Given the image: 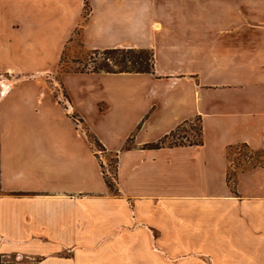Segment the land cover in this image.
Listing matches in <instances>:
<instances>
[{
	"label": "crops",
	"instance_id": "0c3cea01",
	"mask_svg": "<svg viewBox=\"0 0 264 264\" xmlns=\"http://www.w3.org/2000/svg\"><path fill=\"white\" fill-rule=\"evenodd\" d=\"M113 48L153 51L151 72L98 73L149 86L124 95L137 114L120 143L100 139L115 191L70 100L80 143L30 147L2 130L14 52ZM4 73L0 264H264V166L227 178L230 148L264 150V0H0ZM195 118L201 142L163 143Z\"/></svg>",
	"mask_w": 264,
	"mask_h": 264
},
{
	"label": "rangeland",
	"instance_id": "374dc122",
	"mask_svg": "<svg viewBox=\"0 0 264 264\" xmlns=\"http://www.w3.org/2000/svg\"><path fill=\"white\" fill-rule=\"evenodd\" d=\"M9 59L10 66L17 68L21 77L6 91L4 105L7 104L8 111L2 129L4 135L30 147L37 146L41 141L80 143L75 127L82 117L70 109L67 99L70 100L75 108L86 113L91 128L86 139L95 145L101 173L115 191L117 158L114 154L103 158L104 147L100 139L102 137L112 145L120 143V138L132 125L131 118L137 114L135 99L125 98L124 95L143 94L149 86L141 85L143 82L134 77L101 76L98 73H106L108 69L127 72L121 70L151 66L152 51L147 48H124L116 53H105L104 50L79 52L74 56L71 52L62 55L55 51L32 49L14 52ZM42 74L47 75V83L40 79ZM9 79L13 81L9 73L0 75V96L6 93L3 91L4 83H8ZM120 94L124 96L122 103L115 100ZM200 133L201 123L199 118H195L180 125L169 139L162 141L168 144L197 143L201 139ZM130 144L131 141H128L125 146ZM228 154L231 165L227 178L233 188L238 173L264 166V150H253L245 144H238L230 148Z\"/></svg>",
	"mask_w": 264,
	"mask_h": 264
},
{
	"label": "trees",
	"instance_id": "16d2710c",
	"mask_svg": "<svg viewBox=\"0 0 264 264\" xmlns=\"http://www.w3.org/2000/svg\"><path fill=\"white\" fill-rule=\"evenodd\" d=\"M148 49V48H147ZM124 50V48H113V49H107L105 50V53H116V52H119V51H122ZM151 50V49H150ZM152 51V50H151ZM152 55H153V51H152ZM123 63V62H121ZM123 68H126V67H123ZM153 69V64L151 66H148V67H139V68H136V69H133V70H130V69H123L121 71H127V72H133V71H136V72H151ZM108 72H116L114 71L113 69H108L107 70ZM201 142V139L200 141ZM160 145V142L155 144L154 146H159Z\"/></svg>",
	"mask_w": 264,
	"mask_h": 264
},
{
	"label": "bare ground",
	"instance_id": "6f19581e",
	"mask_svg": "<svg viewBox=\"0 0 264 264\" xmlns=\"http://www.w3.org/2000/svg\"><path fill=\"white\" fill-rule=\"evenodd\" d=\"M5 86H6V85H5ZM8 87H9V86H7V88H6V89H8ZM4 89H5V88H4Z\"/></svg>",
	"mask_w": 264,
	"mask_h": 264
}]
</instances>
